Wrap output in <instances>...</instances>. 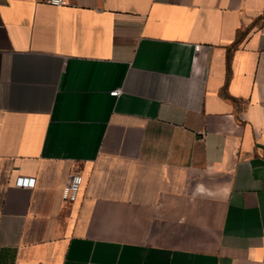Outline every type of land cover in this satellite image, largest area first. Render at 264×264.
Masks as SVG:
<instances>
[{
    "label": "crops",
    "instance_id": "1",
    "mask_svg": "<svg viewBox=\"0 0 264 264\" xmlns=\"http://www.w3.org/2000/svg\"><path fill=\"white\" fill-rule=\"evenodd\" d=\"M67 1L0 0V264H264V0Z\"/></svg>",
    "mask_w": 264,
    "mask_h": 264
},
{
    "label": "built area",
    "instance_id": "2",
    "mask_svg": "<svg viewBox=\"0 0 264 264\" xmlns=\"http://www.w3.org/2000/svg\"><path fill=\"white\" fill-rule=\"evenodd\" d=\"M45 2L54 7L68 6L67 0H45ZM122 91L115 90L111 93L113 97H119ZM84 179L80 173H74L71 175L70 180L63 191V200L67 203H73L77 200L81 188L83 186ZM19 187H34L35 179L30 178H19L17 181Z\"/></svg>",
    "mask_w": 264,
    "mask_h": 264
}]
</instances>
